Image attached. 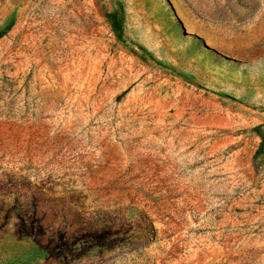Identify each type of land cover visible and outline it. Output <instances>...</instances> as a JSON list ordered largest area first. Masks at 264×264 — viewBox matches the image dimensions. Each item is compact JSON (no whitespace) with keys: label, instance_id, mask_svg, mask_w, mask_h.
Segmentation results:
<instances>
[{"label":"rangeland","instance_id":"374dc122","mask_svg":"<svg viewBox=\"0 0 264 264\" xmlns=\"http://www.w3.org/2000/svg\"><path fill=\"white\" fill-rule=\"evenodd\" d=\"M0 264H264V0H0Z\"/></svg>","mask_w":264,"mask_h":264},{"label":"trees","instance_id":"16d2710c","mask_svg":"<svg viewBox=\"0 0 264 264\" xmlns=\"http://www.w3.org/2000/svg\"><path fill=\"white\" fill-rule=\"evenodd\" d=\"M107 18L111 20V29L115 32V34L119 33V26L116 22L113 21V16L107 15Z\"/></svg>","mask_w":264,"mask_h":264}]
</instances>
